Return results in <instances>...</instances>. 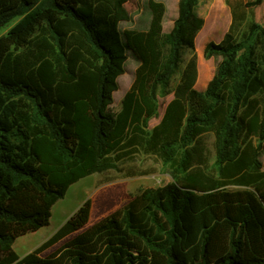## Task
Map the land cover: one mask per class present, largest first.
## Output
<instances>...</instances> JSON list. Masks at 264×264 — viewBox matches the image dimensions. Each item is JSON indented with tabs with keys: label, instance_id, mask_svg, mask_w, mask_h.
I'll return each mask as SVG.
<instances>
[{
	"label": "trees",
	"instance_id": "trees-1",
	"mask_svg": "<svg viewBox=\"0 0 264 264\" xmlns=\"http://www.w3.org/2000/svg\"><path fill=\"white\" fill-rule=\"evenodd\" d=\"M126 2L0 0V29L21 16L0 35V264H264V26L247 19L263 0H226L231 23L203 48L214 64L203 90L194 56L171 87L204 25L198 0H178L167 32L156 0L146 30L121 32ZM128 51L138 66L113 111ZM137 153L170 181L92 224L87 199L17 254L72 184Z\"/></svg>",
	"mask_w": 264,
	"mask_h": 264
},
{
	"label": "rangeland",
	"instance_id": "rangeland-1",
	"mask_svg": "<svg viewBox=\"0 0 264 264\" xmlns=\"http://www.w3.org/2000/svg\"><path fill=\"white\" fill-rule=\"evenodd\" d=\"M163 2L165 6V14L162 20V28L164 32H167L171 25L172 20L176 15V7L178 0H156ZM248 0H230L233 5L236 2L245 3ZM209 0H198L197 13L204 18L202 14L208 10ZM225 5L231 11L230 4L224 0ZM126 8L129 12L130 19L128 21L121 22L119 29L122 32L124 29H137L146 30L150 21V11L147 7V0H127ZM248 20H254L261 23L264 26V0L260 6L248 8ZM21 19L15 17L6 26L0 29V35L4 34L12 25ZM210 17H207V20ZM232 19V15H231ZM220 21H222L220 19ZM231 23V22H230ZM203 27L197 33L196 37H199L197 42V48L193 51L186 49L183 61L179 65L178 72L176 73L174 80L172 81L171 87L174 88L176 85L182 69L185 63L194 56L198 64L202 61L206 62L210 66V75L214 72V64L212 58H205L203 56V48L205 44L214 40L219 42L224 36V27L221 26L219 29L214 30L210 33L208 41L205 42L203 48L200 46V38L208 31L211 32L210 26ZM230 25V24H229ZM228 29V28H227ZM195 37V44H196ZM128 58L125 62L126 71L120 75L117 79L118 89L113 93V103L111 105L112 110L116 111L120 107V101L124 93L129 89L133 78L138 61L134 58L130 51L127 53ZM172 98V94L159 98V109L157 117L150 120L149 126L152 127L161 119L167 102ZM261 160L264 165V155ZM118 170H108L102 173H95L86 176L74 184H72L66 191L63 198L59 199L51 210V217L49 224L43 227L33 237L20 236L18 237L17 244L14 250L18 255H24L31 250L35 249L37 245L47 240L64 222L68 219L74 211L82 205L87 199L91 201L90 217L88 224H92L102 217L108 215L116 209H119L126 205L136 195H138L145 188H155L167 184L170 181V176L166 171V168L162 165L160 160L151 154L137 153L129 156L118 163ZM61 243V242H60ZM59 243V244H60ZM59 244H56L43 254H48L54 251ZM35 247V248H34Z\"/></svg>",
	"mask_w": 264,
	"mask_h": 264
},
{
	"label": "crops",
	"instance_id": "crops-1",
	"mask_svg": "<svg viewBox=\"0 0 264 264\" xmlns=\"http://www.w3.org/2000/svg\"><path fill=\"white\" fill-rule=\"evenodd\" d=\"M207 5H208V10L204 11L202 14L206 18L204 27L205 26L206 27L210 26V28H211L210 31L211 32L207 31L200 38V46H201V48H203L205 42L208 41V37L210 36V33H212L214 30L219 29L221 26L224 27V31L227 30V28L229 27V24L231 22V11L228 8V6L225 5L224 0H209ZM207 17H210V21H209V19L207 20ZM220 19L222 21H220ZM198 39H199V37H196V44H195L196 48H197ZM210 77H211L210 73H208L207 71L204 70L203 65L201 63L198 64V74H197V79H196V83H195V88L197 90H203L205 88L207 82L209 81ZM42 228L38 229L35 232L25 234L23 236L33 237ZM16 244H17V240H15L14 243H13V247L14 248H15ZM24 255H21V256L19 255V256L22 257Z\"/></svg>",
	"mask_w": 264,
	"mask_h": 264
}]
</instances>
